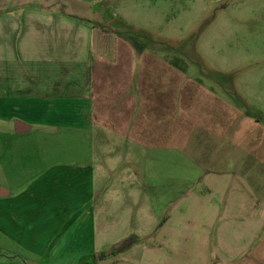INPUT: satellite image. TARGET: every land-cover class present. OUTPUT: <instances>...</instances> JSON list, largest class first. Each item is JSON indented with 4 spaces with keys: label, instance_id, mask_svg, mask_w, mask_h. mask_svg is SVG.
Instances as JSON below:
<instances>
[{
    "label": "rangeland",
    "instance_id": "obj_1",
    "mask_svg": "<svg viewBox=\"0 0 264 264\" xmlns=\"http://www.w3.org/2000/svg\"><path fill=\"white\" fill-rule=\"evenodd\" d=\"M59 1L72 16L91 21L98 40L107 37L102 52L107 43L116 48L114 58L119 60L104 67L107 73L98 83L96 99H102L104 105L99 116L106 114L108 105H114L111 90L128 84L136 96L139 93L141 102L149 103L145 114L150 124L145 126V134L149 131V143L160 146L145 151L144 176L149 189L144 194L152 203V214L161 216L160 221L170 216L164 236L171 244L170 251L177 248L169 255L152 256H159L160 262L166 264L237 262L240 230H264V170L262 175L254 176V155L260 138L263 143L259 153L264 159V0H56ZM137 32L145 35L141 40L145 52L133 50L123 40L133 38ZM109 39L111 42H107ZM131 51L136 56L135 64L138 55L144 54L133 75L129 74L132 66L127 62ZM1 129L6 127L0 124ZM70 139L57 147L62 149L61 158L55 154L46 160H55V167L65 168L71 159L79 162L78 142ZM33 160L41 162L40 158ZM135 160L143 166V159ZM42 166L32 172H43ZM80 169L83 168L78 169L81 176ZM21 170L16 174L6 169L7 173H0V181L21 186L31 172L28 165L17 168V172ZM37 176L42 175H34L33 179ZM243 178L247 179L240 188ZM60 183L66 186L65 181L58 180L48 194L55 192L54 197L50 196L54 200L60 196L69 199V191L59 189ZM110 192L102 189L97 194ZM91 193L95 195L94 188ZM65 213L63 207L50 210L56 223L44 253L25 252L27 248H20L17 240L1 235L0 247L40 264H94L93 257H102L116 240H124L121 249L147 246L155 235V241L159 238L158 233L151 237L131 233L117 239L111 230L112 236L107 233L96 241L94 236H88L87 253H57L53 247L58 246L70 223L84 219L82 207L63 223L60 215ZM160 235L163 237L162 232Z\"/></svg>",
    "mask_w": 264,
    "mask_h": 264
},
{
    "label": "crops",
    "instance_id": "obj_2",
    "mask_svg": "<svg viewBox=\"0 0 264 264\" xmlns=\"http://www.w3.org/2000/svg\"><path fill=\"white\" fill-rule=\"evenodd\" d=\"M67 11L64 2L56 0H0V124L6 127L0 131V173L3 175L8 168L22 173L17 168L25 165L31 171L21 186L0 181V235L17 240L20 248H27L25 252L42 254L54 235L56 221L50 210L63 207L66 213L60 218L64 223L82 207L84 219L74 220L73 224L69 221L71 226L54 251L87 253L88 236H94L96 241L107 233L111 235V230L117 239L131 233L139 237L158 233V241L155 235L147 246L120 249L124 240H116L115 246L103 252L106 257L94 264H166L152 255H169L177 250L170 251L171 244L164 236L170 216L164 215L160 221L161 216L152 214V203L144 194L149 189L144 176V154L160 146L151 145L149 131L145 134V126L150 124L145 114L149 103L141 102L139 93L136 96L128 84L111 90L114 105H108L106 114L99 116L104 105L102 99H96L98 83L107 73L104 67L119 60L114 58L116 48L107 43L113 41L110 38L102 52L107 37L98 40L93 24L72 20L86 18ZM143 55H138L135 64L136 56L131 51L127 59L132 66L129 74H134ZM70 138L78 142L80 161L71 159L67 168L55 167V160H47L55 154L62 157V149L57 147ZM262 143L260 138L254 155V176L262 175L264 170L263 153H259ZM33 157L41 162L35 163ZM136 158L143 159V166ZM41 165L43 172H32ZM79 168H83L79 170L81 176ZM57 172L60 175L56 176ZM37 174L42 176L33 179ZM58 180L65 181L66 186L57 185L69 191V199L60 196L54 200L55 192L48 194ZM93 188L95 195L91 193ZM102 189L111 192L97 194ZM0 264L40 263L24 260L14 250L0 247ZM232 264H264V230H240L239 258Z\"/></svg>",
    "mask_w": 264,
    "mask_h": 264
},
{
    "label": "trees",
    "instance_id": "obj_3",
    "mask_svg": "<svg viewBox=\"0 0 264 264\" xmlns=\"http://www.w3.org/2000/svg\"><path fill=\"white\" fill-rule=\"evenodd\" d=\"M79 22H82V23H86V24H88V25H90L91 24V21H89V20H84V19H77ZM130 30V29H129ZM131 31V30H130ZM129 33V32H128ZM129 34H132L131 32L129 33ZM134 34V36H133V38H124L123 40L125 41V42H127L130 46H131V48L134 50V49H137V48H139V51L140 52H145V49H144V46L141 44V40H142V38H145V35H144V33H142V32H137V33H133ZM117 35H121V33H118ZM168 49V48H167ZM167 49H165L166 51H167ZM174 61L175 62H181L179 59H176V58H174ZM175 62H172L171 64H173V65H175V66H177V63H175ZM223 84H224V82H222ZM112 255L114 256L115 255V253H112ZM106 257V255H104L103 254V256L102 257H99V258H95V257H93V260L94 261H97V260H99V259H104Z\"/></svg>",
    "mask_w": 264,
    "mask_h": 264
}]
</instances>
